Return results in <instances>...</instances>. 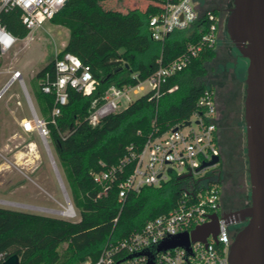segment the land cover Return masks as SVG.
<instances>
[{
  "label": "trees",
  "instance_id": "1",
  "mask_svg": "<svg viewBox=\"0 0 264 264\" xmlns=\"http://www.w3.org/2000/svg\"><path fill=\"white\" fill-rule=\"evenodd\" d=\"M117 1L67 0L50 18L69 28L61 53L77 54L91 66L96 80L91 93L69 86L68 101L54 116L55 92L43 91L40 80L47 72L55 75V57L35 75V106L45 120L47 140L79 218L0 205L1 260L18 253V264H80L90 255L97 257L109 240L122 238L148 219L169 211L180 197L182 180L176 175L158 186L144 185L120 199L118 180L102 192L93 171L118 164L131 151H141L151 134L188 118L207 86L199 79L208 73L207 62L217 56V49L204 48L185 68L169 76L160 95L155 90L144 92L92 124L89 114L93 100L101 101L112 83L136 85L145 80L161 64L186 51L189 41L202 34L200 27L206 26L202 17L192 27L177 28L163 40L155 39L149 18L161 0H145L144 7L134 5L125 10ZM1 19L20 38L30 32L18 8L3 10ZM133 166L129 164L127 174Z\"/></svg>",
  "mask_w": 264,
  "mask_h": 264
},
{
  "label": "built area",
  "instance_id": "2",
  "mask_svg": "<svg viewBox=\"0 0 264 264\" xmlns=\"http://www.w3.org/2000/svg\"><path fill=\"white\" fill-rule=\"evenodd\" d=\"M66 2L67 0H0V55L6 54L20 39L2 21L3 10L20 9L21 19L31 32L52 18ZM157 6V12L149 18L151 34L155 39L163 40L177 28L192 27L204 17L206 26L200 27L202 34L195 41H189L186 51L168 63L161 64L140 83H112L101 101L98 98L93 100L89 114L92 124H97L104 116L122 109L123 101L129 104L136 98L131 93L145 89V82L149 84L147 91L155 90L160 95L161 86L169 76L185 68L204 48L217 47L219 16L215 8L209 5V0H161V4ZM10 71L9 81L19 80L28 97L31 116L22 119L23 129H37L43 138H47L45 120L39 116L29 98L22 71L19 68H11ZM95 84L89 64L71 51L61 53L59 50L55 54V75L47 72L40 80L43 91L55 92L52 110L54 116L67 103L69 86L91 93ZM175 87H170L169 90ZM6 88L5 85L0 91V98ZM220 154L216 90L212 85H207L188 118L174 123L159 134H151L141 151H131L118 164L93 171L95 180L102 185V192H107L112 183L118 180L120 199L130 191H139L144 185H161L172 175H176L182 180V192L176 205L169 211L148 219L142 227L132 230L124 237L109 240L97 257L90 255L80 264H230L229 251L233 239L227 218L220 211L221 186L216 172L220 160L202 166L204 162L211 161ZM131 163L134 166L127 174ZM208 168L212 170L206 171ZM201 172L203 175L197 177L196 174ZM70 206L73 207V214L70 216H77L74 205ZM215 213L219 215L216 237L210 233L206 241L191 240L188 246L176 245L159 249L163 240L210 222Z\"/></svg>",
  "mask_w": 264,
  "mask_h": 264
},
{
  "label": "rangeland",
  "instance_id": "3",
  "mask_svg": "<svg viewBox=\"0 0 264 264\" xmlns=\"http://www.w3.org/2000/svg\"><path fill=\"white\" fill-rule=\"evenodd\" d=\"M103 5L108 7L104 1ZM117 5L124 10L134 5L144 7L145 0H118ZM209 5L214 7L216 4L212 1ZM68 37V27L47 19L28 36L20 38L11 50L0 55V91L10 80V69L20 68L29 90L34 93L37 83L35 75L55 57L56 50L61 51L65 47ZM216 49L217 56L207 62L208 73L200 78L199 82L212 85L230 105L228 119L222 125V130L225 133L224 142L237 156L245 152L247 141L244 100L248 60L238 52L227 29L219 33ZM144 86L145 89L132 92V96L137 97L146 92L149 89L148 82H145ZM28 104L27 94L22 90L19 80H14L0 98V126L7 127L6 133L14 135L10 153L1 149L0 158L6 160L4 155L13 152L16 154L11 161L0 163V205L78 219V214L71 217L60 213L66 210L69 200L66 201L45 147L44 138L37 129L26 132L22 127V119L31 116ZM127 104V101H123L122 108ZM234 160L236 161L235 157ZM211 170L212 168L206 169L208 172ZM202 175L203 172L196 174L197 177ZM68 196L70 197L69 193Z\"/></svg>",
  "mask_w": 264,
  "mask_h": 264
},
{
  "label": "water",
  "instance_id": "4",
  "mask_svg": "<svg viewBox=\"0 0 264 264\" xmlns=\"http://www.w3.org/2000/svg\"><path fill=\"white\" fill-rule=\"evenodd\" d=\"M227 32L242 57L248 60L244 116L252 196L251 204L241 210L242 215L249 220L232 241L229 262L264 264V0H234L227 18ZM10 83L8 81L6 87ZM44 143L66 201L69 200L73 205L46 137ZM219 160L220 156L217 155L202 166ZM212 218L210 222L200 224L191 231H184L163 240L159 249L176 245L188 246L191 240L206 241L210 233L216 237L219 231V215L215 213ZM19 262L18 253H13L4 260L0 259V264Z\"/></svg>",
  "mask_w": 264,
  "mask_h": 264
},
{
  "label": "flooded vegetation",
  "instance_id": "5",
  "mask_svg": "<svg viewBox=\"0 0 264 264\" xmlns=\"http://www.w3.org/2000/svg\"><path fill=\"white\" fill-rule=\"evenodd\" d=\"M212 1L216 4L214 8H216L219 16L220 33L227 29V18L234 5V0H209V2ZM229 107L230 105L227 100L222 98L218 90H216V108L219 114V135L221 144L220 164L216 169L221 186L220 211L227 218L228 225L232 231V239H234L237 232L249 220L248 217L242 215L241 210L251 204L252 196L247 141L245 152L239 153L237 156L236 153L230 150L227 143L224 142L225 133L224 130H222V125H224L226 119H228ZM234 157L236 158V161L234 160L235 162L233 161Z\"/></svg>",
  "mask_w": 264,
  "mask_h": 264
},
{
  "label": "crops",
  "instance_id": "6",
  "mask_svg": "<svg viewBox=\"0 0 264 264\" xmlns=\"http://www.w3.org/2000/svg\"><path fill=\"white\" fill-rule=\"evenodd\" d=\"M28 36V35H27ZM25 38V37H24ZM20 69V68H19ZM21 70V69H20ZM25 81V80H24ZM13 82V81H12ZM11 82V83H12ZM10 83V84H11ZM9 84V85H10ZM21 84V83H20ZM25 85H26V88H27V90H28V93H29V96H30V98H31V101L33 102V104H34V106H35V95H34V93H32L31 92V90H29V88H28V86H27V84H26V82H25ZM21 87H22V84H21ZM22 90H24L23 89V87H22ZM25 92V91H24ZM29 105V104H28ZM35 108H36V106H35ZM29 109H30V107H29ZM37 110V109H36ZM24 131H26V130H24ZM7 132V127H5L4 126V128L3 127H1L0 126V155H1V149H4V150H7V152L8 153H10V149H11V147H12V145H13V143H14V135L11 133H6ZM26 132H29V131H26ZM15 152H13V153H11V154H9V155H4V157L6 158V160L7 161H11L13 158H15ZM3 156V155H2ZM5 159H1L0 158V163L1 162H5L6 161Z\"/></svg>",
  "mask_w": 264,
  "mask_h": 264
},
{
  "label": "bare ground",
  "instance_id": "7",
  "mask_svg": "<svg viewBox=\"0 0 264 264\" xmlns=\"http://www.w3.org/2000/svg\"><path fill=\"white\" fill-rule=\"evenodd\" d=\"M2 97V96H1ZM68 206L66 207V210L61 211L60 213L65 214V215H72L73 214V207L70 206V202L69 204H67Z\"/></svg>",
  "mask_w": 264,
  "mask_h": 264
}]
</instances>
